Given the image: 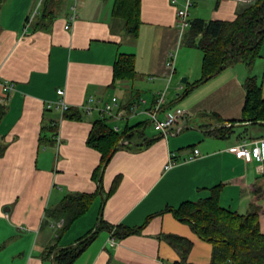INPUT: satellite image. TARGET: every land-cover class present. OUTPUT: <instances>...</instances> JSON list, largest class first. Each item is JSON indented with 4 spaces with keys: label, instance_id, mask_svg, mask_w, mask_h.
<instances>
[{
    "label": "crops",
    "instance_id": "0c3cea01",
    "mask_svg": "<svg viewBox=\"0 0 264 264\" xmlns=\"http://www.w3.org/2000/svg\"><path fill=\"white\" fill-rule=\"evenodd\" d=\"M43 1L0 5V84H14L0 102V264H54L53 251L76 244L99 218L104 226L72 264H208L210 245L173 210L209 197L213 188L224 209L243 215L257 206L264 233V171L251 157L228 151L242 140L264 138V123L242 117L249 76L264 97V41L251 70L242 63L226 67L183 93L202 78L203 57L183 40L189 26H177L184 0H139L135 35L113 14L116 0H61L52 9L54 19L40 24ZM74 5L76 19L65 29ZM244 5L193 0L188 19L231 21ZM120 54L134 60L128 79L113 77ZM58 90L69 106L63 113L47 108L60 99ZM159 91H165L159 118L183 111L165 135L141 113ZM140 98L145 104L136 113L117 119L101 112L105 103L113 113L128 110ZM100 119L118 132L134 127V133L99 173L101 155L86 140ZM194 149L198 156L187 161ZM170 160L173 166L165 169ZM71 194L94 197L58 235L63 219L47 211ZM118 225L117 231L137 232L115 235L109 246V227ZM171 235L192 242L185 260ZM51 248L56 250L49 253Z\"/></svg>",
    "mask_w": 264,
    "mask_h": 264
},
{
    "label": "trees",
    "instance_id": "16d2710c",
    "mask_svg": "<svg viewBox=\"0 0 264 264\" xmlns=\"http://www.w3.org/2000/svg\"><path fill=\"white\" fill-rule=\"evenodd\" d=\"M2 1L0 0V5ZM58 1L61 0L43 1L44 18L40 24L49 23L54 19L52 9H56ZM113 14L124 20L125 31L135 35L139 23V0H116ZM189 23L184 41L201 50L203 54L202 78L187 86L183 93L226 67L242 63L251 70L260 55V47L264 41V0L245 3L231 21L195 19ZM133 65L131 55L120 54L113 67L114 79L130 78ZM243 87L245 90L243 119L248 122L264 123V97L260 83L255 76H249ZM133 133L134 127L118 132L110 127L105 119L93 122L86 144L101 155L99 173L105 169L115 151L127 145L123 142H130ZM117 183L118 179L113 182L110 191H114ZM213 189L215 190L209 197L183 202L173 210L175 217L190 223L198 237L212 245L208 264H264V233L260 231L258 219L260 209L252 205L249 212L243 215L224 209L218 203L216 188ZM93 197L92 194H71L55 209L47 211L50 218L63 219L58 235L66 231L73 221L88 209ZM103 226L99 218L95 230L84 235L81 243L57 250L51 248L49 253L56 250L53 251V263L72 264ZM118 227L122 226H110L109 229L114 230V234L119 237L137 232L132 229L117 231ZM168 239L179 249L182 260H185L192 242L172 235L168 236Z\"/></svg>",
    "mask_w": 264,
    "mask_h": 264
},
{
    "label": "built area",
    "instance_id": "2783aa9c",
    "mask_svg": "<svg viewBox=\"0 0 264 264\" xmlns=\"http://www.w3.org/2000/svg\"><path fill=\"white\" fill-rule=\"evenodd\" d=\"M175 1V0H173ZM243 3H252L255 0H237ZM193 6V0H184L183 4L180 8L176 10V22L178 28L183 31L185 28L189 26V10ZM72 11L68 17V21L64 25L65 29H70L74 20L76 19V8L75 5L71 8ZM172 54H170L171 56ZM173 56L168 62V66L170 69L173 68ZM14 91V84L12 82H4L0 84V102L5 103L10 96V94ZM58 95L60 96V99L55 103H48L47 108L51 109L54 108L58 110L60 113H63L69 109V106L66 104L63 95V90L57 91ZM164 96L165 91H159L157 93V96L155 97V100L152 104V106L142 109L141 113H145L155 131L167 134L169 132L170 126H172L177 118L183 114V111L181 109H175L172 113L165 115L163 118H159V112L164 104ZM112 106L116 105V98H112L111 100ZM145 100L143 98H140L137 100V102L132 103L128 110L125 109H119L116 113L112 112V108L108 105V103H105L104 107L101 108V112L103 114H107L111 117L119 119L120 117L126 115L127 113H136L138 110L139 105H144ZM86 111H90V106H85ZM228 151L233 153L238 158H249L251 157L254 159L257 163V170L262 173L264 171V138H257L252 140H242L236 145H233L228 148ZM198 150H193V155H191L187 161H192L198 156ZM174 162H171V160L165 165V169H169L173 166ZM115 234L114 230H111L110 237L108 239L109 246H115L116 240H115Z\"/></svg>",
    "mask_w": 264,
    "mask_h": 264
},
{
    "label": "rangeland",
    "instance_id": "374dc122",
    "mask_svg": "<svg viewBox=\"0 0 264 264\" xmlns=\"http://www.w3.org/2000/svg\"><path fill=\"white\" fill-rule=\"evenodd\" d=\"M184 40V39H183ZM185 42V41H184ZM90 227V226H89ZM89 227H87V228H85V229H89ZM94 227V226H93ZM90 228V230H88L85 234H83L82 236H80L79 238H78V240H80V239H82V237H84V235H86L89 231H92L94 228ZM98 234V233H97ZM96 234V235H97ZM78 240H76V242L78 241ZM209 245H210V248H211V250H212V245L210 244V243H208Z\"/></svg>",
    "mask_w": 264,
    "mask_h": 264
},
{
    "label": "water",
    "instance_id": "95a60500",
    "mask_svg": "<svg viewBox=\"0 0 264 264\" xmlns=\"http://www.w3.org/2000/svg\"><path fill=\"white\" fill-rule=\"evenodd\" d=\"M182 81H184L185 82V80L184 79H182ZM109 159V158H108ZM108 159H107V161H108ZM98 181H99V179H98ZM95 230V228L93 229V231ZM84 239H81V240H79L77 243H81L82 241H83Z\"/></svg>",
    "mask_w": 264,
    "mask_h": 264
}]
</instances>
